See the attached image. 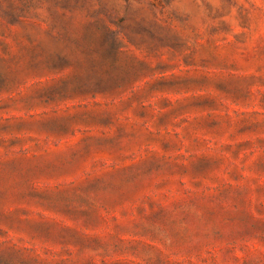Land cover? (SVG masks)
Returning <instances> with one entry per match:
<instances>
[{"label":"rangeland","instance_id":"rangeland-1","mask_svg":"<svg viewBox=\"0 0 264 264\" xmlns=\"http://www.w3.org/2000/svg\"><path fill=\"white\" fill-rule=\"evenodd\" d=\"M0 264H264V0H0Z\"/></svg>","mask_w":264,"mask_h":264}]
</instances>
